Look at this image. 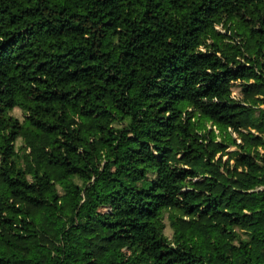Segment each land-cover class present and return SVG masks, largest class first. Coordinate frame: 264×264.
I'll use <instances>...</instances> for the list:
<instances>
[{
	"label": "trees",
	"instance_id": "trees-1",
	"mask_svg": "<svg viewBox=\"0 0 264 264\" xmlns=\"http://www.w3.org/2000/svg\"><path fill=\"white\" fill-rule=\"evenodd\" d=\"M0 264H264V0H0Z\"/></svg>",
	"mask_w": 264,
	"mask_h": 264
},
{
	"label": "rangeland",
	"instance_id": "rangeland-1",
	"mask_svg": "<svg viewBox=\"0 0 264 264\" xmlns=\"http://www.w3.org/2000/svg\"><path fill=\"white\" fill-rule=\"evenodd\" d=\"M11 112L18 116L20 119L23 118V115H22V111L18 108V107H15L11 110ZM20 129L23 130V129H26V128H35L34 126H32L29 121L26 119V118H23L20 125H19ZM36 129V128H35ZM19 143V142H18ZM62 185L65 186V187H68V188H71V182L69 180L67 181H63L62 182Z\"/></svg>",
	"mask_w": 264,
	"mask_h": 264
}]
</instances>
